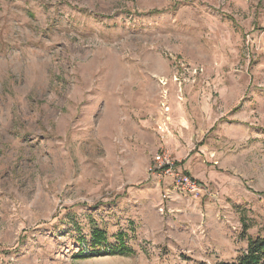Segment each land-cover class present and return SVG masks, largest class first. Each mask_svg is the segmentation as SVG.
<instances>
[{
    "label": "rangeland",
    "instance_id": "rangeland-1",
    "mask_svg": "<svg viewBox=\"0 0 264 264\" xmlns=\"http://www.w3.org/2000/svg\"><path fill=\"white\" fill-rule=\"evenodd\" d=\"M161 149L219 201L149 175ZM257 236L264 0H0V264H220Z\"/></svg>",
    "mask_w": 264,
    "mask_h": 264
},
{
    "label": "built area",
    "instance_id": "built-area-1",
    "mask_svg": "<svg viewBox=\"0 0 264 264\" xmlns=\"http://www.w3.org/2000/svg\"><path fill=\"white\" fill-rule=\"evenodd\" d=\"M161 110V117L164 120H162L161 124L157 128L160 130L162 128L167 127L166 123L169 120L168 113L170 111V108L163 104L161 105ZM175 163L177 162L175 159L172 158L171 154L167 150L161 149L158 154L153 156L152 162L150 163L147 172L149 175L152 176H162L172 179L174 190L177 194H186L190 196L199 197L206 194L210 195L209 191L207 190L204 184L189 177L183 172L182 169L177 168Z\"/></svg>",
    "mask_w": 264,
    "mask_h": 264
},
{
    "label": "trees",
    "instance_id": "trees-1",
    "mask_svg": "<svg viewBox=\"0 0 264 264\" xmlns=\"http://www.w3.org/2000/svg\"><path fill=\"white\" fill-rule=\"evenodd\" d=\"M105 234L100 230L95 231L92 235L94 239L93 244L98 245L106 241ZM246 249L240 256L233 262H222L220 264H264V236H257L255 238L246 237ZM125 249H118V247H112L108 252L110 253H124ZM99 254V252H93Z\"/></svg>",
    "mask_w": 264,
    "mask_h": 264
},
{
    "label": "crops",
    "instance_id": "crops-1",
    "mask_svg": "<svg viewBox=\"0 0 264 264\" xmlns=\"http://www.w3.org/2000/svg\"><path fill=\"white\" fill-rule=\"evenodd\" d=\"M202 182L205 183L204 185L207 186V188L209 190V193H210V195L206 194V195H203L202 197H204V198H209L210 197V199H213L212 201H219L220 195H218V191L214 187H212L210 185H209L210 186L209 187L207 182H204V181H202Z\"/></svg>",
    "mask_w": 264,
    "mask_h": 264
}]
</instances>
